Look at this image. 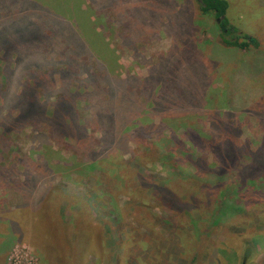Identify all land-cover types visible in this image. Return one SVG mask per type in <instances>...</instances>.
Returning a JSON list of instances; mask_svg holds the SVG:
<instances>
[{
  "label": "trees",
  "instance_id": "1",
  "mask_svg": "<svg viewBox=\"0 0 264 264\" xmlns=\"http://www.w3.org/2000/svg\"><path fill=\"white\" fill-rule=\"evenodd\" d=\"M139 1L0 0V221L9 225V234L0 235L4 239L3 248L12 239L24 236L20 224L9 219L12 208L3 205L8 189L21 194L23 201L17 210L24 209L29 200L37 207L45 195L57 202L64 196L61 192L49 193L46 186L57 176L51 145L72 144L80 154L86 149L87 155L82 162L86 168L93 169L101 160L114 159L117 153L129 148L130 138H134L135 144L163 143L167 139L164 132L169 129L166 137L176 144L174 146L184 147L181 158L188 157L194 170L186 173L182 180H200L204 194H199L201 198L205 196V200L197 197L187 200L185 191L183 195L174 191L171 182L181 179L174 171L164 181L165 186L139 173L140 186L146 188L149 181L154 195L169 210L183 214L202 208L213 210L212 197L218 194L221 206L214 213L217 226L245 209L238 199L235 200L240 194L246 200L244 203H249L254 196L264 195V190L260 189L264 182V131L255 140L242 137L244 123L236 118V109L229 105L228 109L221 110L215 104L216 94L207 86L209 75L202 59L176 65L180 60L177 53L189 55L191 49H196L189 30L184 28V25L198 28L193 16L187 18L184 25L181 22L163 25L174 27L185 43L182 48L175 46L169 54L150 65L145 77L122 78L111 68V51L98 28L102 24L106 27L108 14L113 13L109 27L118 34L124 47L137 53L136 43L150 26L148 19L154 20L162 13L154 6L146 8L143 0ZM189 1L198 6L204 16L214 19V28L227 48L264 55L259 40L230 22L229 2ZM147 2L168 3L167 0ZM128 3L132 5L127 7ZM141 56L138 54L139 58ZM251 62L242 61L236 74L240 82L227 91V95H233L231 105L239 112L244 106H252L249 99L255 93L249 81L259 80L264 75V65L258 67V63L251 70L247 65ZM157 117L158 125L155 123ZM185 118H203L209 131L202 133L196 125L180 122L183 120L179 121L182 132L168 127L170 120ZM14 129L34 134L41 148L38 157L16 153L11 138ZM48 134L53 135L55 144L47 141ZM178 161L182 162L180 157ZM64 163L70 165L73 160ZM104 176L112 177V173ZM92 196L91 199L75 194L65 197L73 202L78 199L82 205L75 228L65 224L68 230L64 233L71 235L65 240V250L71 247L72 251L70 261L82 263L89 252L91 227L95 226L90 204L93 198L99 200L96 194ZM46 209H38L39 221L49 215ZM39 221L35 223L37 228H40ZM171 224L178 227L176 221ZM249 249L247 246L242 264H248Z\"/></svg>",
  "mask_w": 264,
  "mask_h": 264
},
{
  "label": "rangeland",
  "instance_id": "2",
  "mask_svg": "<svg viewBox=\"0 0 264 264\" xmlns=\"http://www.w3.org/2000/svg\"><path fill=\"white\" fill-rule=\"evenodd\" d=\"M147 1L143 0L142 5L146 8L154 6L162 13L154 20L148 19L150 26L136 43L137 53L129 47H124L118 34L109 27L114 18L113 13L108 14L107 26L102 24L98 28L100 34L105 36L104 43L110 48V66L115 74L122 78L129 75L145 77L150 65L169 54L175 46L182 48L185 43L174 31V27L165 28L163 25L167 27L166 24L171 23L172 26V23L175 25L180 22L184 25L187 18L193 16L199 25L198 28L186 25L184 28L189 30V36L196 49H191V54L187 53L189 55L182 56L180 52L177 53L176 56L180 60L176 65L183 66L202 59L209 75L207 86L216 94L215 104L221 110L228 109L229 105L236 109V118H240L244 123L243 138H259L264 131V75L259 77V80L249 81L248 84L255 93L253 98L249 99L252 106H244V110L240 112L235 105H231L230 99L233 95H227V91L240 82L236 74L242 61H252L247 63L251 70L258 63V67L262 68L264 60L261 59L264 55L227 48L214 28V19L204 16L198 6L189 0H167L168 3L159 4ZM226 1L230 5V22L259 40L264 50V0ZM86 4L90 5L89 1ZM128 4L127 7L132 5ZM179 34L183 36L180 31ZM138 54L142 55L141 58ZM185 57H188L190 62H187ZM175 120H170L168 127L178 132L183 131L180 122L194 124L205 134L209 131V126L203 118ZM159 122L157 117L155 123L158 125ZM17 129L11 134L16 153L38 157L41 149L38 139L31 131L21 133ZM167 131L169 129L164 132V138L167 139L163 143L155 144L150 141L135 144L134 138H130L129 148L117 153L114 159L101 160L93 169L86 168L82 162L83 157L87 155L86 149L80 154L74 150L72 144L51 145L57 176L51 178L46 186L49 193L61 192L64 196L57 202L46 198L45 195L41 197L38 206H35L36 209L33 201L29 200L24 209L17 210L23 201L21 194L13 189L7 190V200L3 205L12 208L13 213L9 219L20 224L24 236L12 239L4 248V239L0 237V264H242L247 246L251 251L248 264H264V195L254 196L249 199V203H244L246 200L240 194L235 200L238 199L245 209L216 226L214 213L221 206L218 194L212 197V206L215 209L202 208L194 213L191 211L183 214L164 206L154 195L149 181L146 188L140 186L138 175L141 172L154 179L160 186H165L164 181L168 179L169 173L174 171V175L181 177L171 182L174 191L180 195L185 194V191L187 200L191 197L205 200V196L202 195L201 198L199 194H204L200 180H182L186 173L194 171L192 163L188 157L181 158L184 147L174 146L176 144L166 137L169 135ZM46 136L48 142L55 144L52 134ZM178 157L182 162L178 161ZM69 159L73 160V163L66 165L64 162ZM109 172L112 177H105L104 174L109 175ZM228 189L233 190L234 186L231 185ZM260 189L264 190V182ZM93 193L99 200L95 199L94 202L93 198L90 204L95 226L89 231L92 235L89 252L85 254L82 263L79 260L70 261L72 251L71 247L68 251L65 250V240L71 238V235L64 233L68 230L65 224L75 228L82 205L78 199L73 202L65 197L75 194L91 199ZM46 199L48 201L44 205ZM44 207H47L49 215L39 221L37 211ZM38 221L40 228L35 226ZM173 221L178 223L177 228L171 224ZM8 226V223L0 221V235L9 234ZM243 227L246 228L245 231ZM41 228L45 230L42 231ZM70 245L73 246V243Z\"/></svg>",
  "mask_w": 264,
  "mask_h": 264
}]
</instances>
